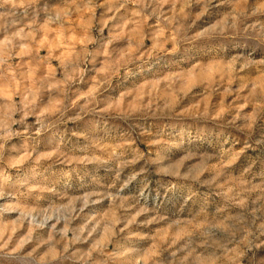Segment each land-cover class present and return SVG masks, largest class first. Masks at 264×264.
Returning a JSON list of instances; mask_svg holds the SVG:
<instances>
[{
	"label": "rangeland",
	"instance_id": "374dc122",
	"mask_svg": "<svg viewBox=\"0 0 264 264\" xmlns=\"http://www.w3.org/2000/svg\"><path fill=\"white\" fill-rule=\"evenodd\" d=\"M0 264H264V0H0Z\"/></svg>",
	"mask_w": 264,
	"mask_h": 264
}]
</instances>
